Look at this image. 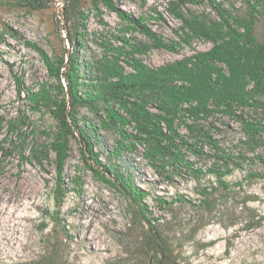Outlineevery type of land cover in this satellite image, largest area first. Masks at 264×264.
<instances>
[{
	"label": "rangeland",
	"instance_id": "1",
	"mask_svg": "<svg viewBox=\"0 0 264 264\" xmlns=\"http://www.w3.org/2000/svg\"><path fill=\"white\" fill-rule=\"evenodd\" d=\"M18 1L0 0V141L4 148H0V264L31 263L45 257H52L55 264H150L145 246L150 227L145 216L131 199L89 169L79 138L71 140L61 183L65 195L60 200L55 155L51 153L44 166L28 160L35 144L51 141L43 132H54L57 124L48 113L33 114L26 98L24 91L50 81L39 54L26 42L38 44L52 57L64 54L69 45L64 14L54 0L37 10L19 6ZM171 1L179 0H116V4L135 18L144 17L166 41L179 42L182 25L168 13ZM186 1H190L186 12L216 18L206 0ZM218 1L240 17L248 16L257 5L262 14H256L255 35L264 40V0ZM99 8L100 12L90 0H83L79 10L84 15L74 19L80 24L84 18V56L92 58L123 45L125 23L102 5ZM155 10L163 19L156 18ZM127 37L148 43L139 32H130ZM182 46L176 52L152 49L137 58L159 67L208 51L213 44L196 39L190 46ZM15 76L22 78V94ZM77 113L82 126L99 121L87 108H78ZM238 115L264 126V108L241 110ZM19 117L27 119L30 129L10 134V122ZM187 125H192L193 131ZM202 127L229 159L226 162L231 172L224 178L227 188L215 175L206 173L225 161H218L211 145L202 139ZM178 129L187 145H196V151L201 152L182 147L195 168L203 170L199 178L171 166L157 171L144 157L142 145L117 158L113 151L122 138L112 128L100 129L97 140L93 137V146L103 164L116 165L148 193L143 200L146 217L168 242L176 264H264V132L256 136L254 148L242 121L224 114L200 123L186 119ZM128 131L134 132L133 126ZM101 171L105 174L103 168ZM252 173L262 176L253 178ZM105 177L112 180L110 174ZM205 189L210 193V206L204 202Z\"/></svg>",
	"mask_w": 264,
	"mask_h": 264
},
{
	"label": "trees",
	"instance_id": "2",
	"mask_svg": "<svg viewBox=\"0 0 264 264\" xmlns=\"http://www.w3.org/2000/svg\"><path fill=\"white\" fill-rule=\"evenodd\" d=\"M82 1L68 0L65 3L64 19L69 49H65L64 54L52 57L38 44L26 42L29 48L39 54L50 78V81L41 83L37 89L24 91L26 98L33 114L48 113L57 124L54 132H43L46 139L51 141L35 144L28 160L44 166L50 161L51 153L55 155L60 179L57 198L60 200L65 195L61 183L66 162L70 158L71 140L79 138L83 142V161L89 169L131 199L145 216L150 227L145 237L149 263L176 264V257L168 242L153 221L146 217L143 200L148 193L137 187L132 177L126 176L116 165L102 163L99 153L95 152L93 137L97 140L100 129L112 128L122 138L113 151L117 158L122 157L125 151L132 153L137 145H142L145 149L144 157L157 171H165L167 166H171L174 169H185L196 178L202 176L203 170L195 168V164L183 153L182 147L200 151H196V145H187L188 142L178 129L179 124H186V119L200 123L216 114L237 117L242 121L255 148V138L264 132V126L245 121L238 115V111L264 108V40L259 41L255 35L256 14L262 13L257 10V5H253L248 16L240 17L234 15L222 2L206 0L216 16L213 19L206 14L186 12L185 5L190 1H171L168 13L181 23L182 33L179 34V42H168L149 26L144 17H133L117 6L116 0H90L98 12L99 5H102L125 23L121 30L123 45L111 48L110 53L100 58H92L84 56V18L81 17L82 23H74L77 15H84L79 10ZM51 2L20 0L17 4L37 10L48 7ZM191 2L198 3V0ZM154 12L156 18L163 19L156 10ZM130 32H139L148 43L135 39L132 41L127 37ZM11 36L18 37L15 33H11ZM196 39L206 40L213 47L159 67H151L137 58L138 54L152 49L176 52L182 45L190 46ZM15 78L19 93L22 94V78ZM78 108H87L95 113L99 118L98 123L85 122L82 126L77 115ZM26 120L19 117L11 121L8 132L13 134L24 127L30 129ZM130 126H133L134 132L128 131ZM186 127L193 131L192 125ZM199 132L215 151L218 161H225L223 165L208 169L206 173L215 175L222 186L227 188L224 178L231 172L226 162L229 159L224 158L219 142L208 130L202 127ZM0 148L4 150L1 141ZM106 174H110L112 180L106 179ZM261 176L259 173L251 174L253 178ZM209 194L206 189L203 191L207 206H210ZM161 203L167 204L165 200ZM24 264L55 262L52 257H45Z\"/></svg>",
	"mask_w": 264,
	"mask_h": 264
},
{
	"label": "built area",
	"instance_id": "3",
	"mask_svg": "<svg viewBox=\"0 0 264 264\" xmlns=\"http://www.w3.org/2000/svg\"><path fill=\"white\" fill-rule=\"evenodd\" d=\"M54 1L56 2L58 9L64 14L65 4H63L60 0H54Z\"/></svg>",
	"mask_w": 264,
	"mask_h": 264
}]
</instances>
